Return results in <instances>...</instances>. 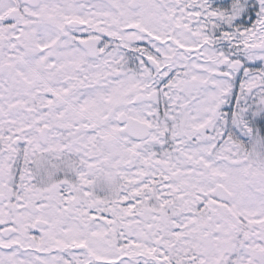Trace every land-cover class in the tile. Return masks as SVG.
I'll list each match as a JSON object with an SVG mask.
<instances>
[{
    "label": "snow or ice",
    "instance_id": "obj_1",
    "mask_svg": "<svg viewBox=\"0 0 264 264\" xmlns=\"http://www.w3.org/2000/svg\"><path fill=\"white\" fill-rule=\"evenodd\" d=\"M0 264H264V0H0Z\"/></svg>",
    "mask_w": 264,
    "mask_h": 264
}]
</instances>
